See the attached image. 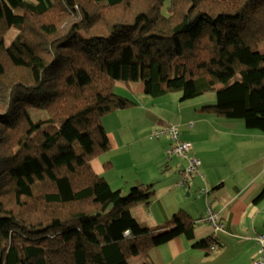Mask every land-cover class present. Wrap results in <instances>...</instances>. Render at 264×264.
Masks as SVG:
<instances>
[{
	"label": "trees",
	"instance_id": "obj_1",
	"mask_svg": "<svg viewBox=\"0 0 264 264\" xmlns=\"http://www.w3.org/2000/svg\"><path fill=\"white\" fill-rule=\"evenodd\" d=\"M139 82L152 98L212 94L203 112L264 134V0L0 1V264H129L194 239L182 210L136 221L152 185L123 194L92 170L110 150L102 118L134 105L115 84Z\"/></svg>",
	"mask_w": 264,
	"mask_h": 264
},
{
	"label": "crops",
	"instance_id": "obj_2",
	"mask_svg": "<svg viewBox=\"0 0 264 264\" xmlns=\"http://www.w3.org/2000/svg\"><path fill=\"white\" fill-rule=\"evenodd\" d=\"M118 84L123 86L121 83ZM139 92H141L140 95L143 94L141 90ZM172 96H174L171 97L173 99H169V95L159 98L151 97L155 100L150 101V103L144 100L146 102L145 122L151 125V131L160 127H162L161 131H164L168 125H175L173 127L177 131L178 140L191 143L192 150L190 154L201 162L197 175H188L186 181L183 183V173L187 167V161L175 155H169L172 156L169 158V161H171L170 166H166V172L163 171L165 173L159 174L156 178H154L153 170L148 168V160L144 161L143 164L141 163V167L137 171L128 173L126 170L130 169L129 166H133L134 163L130 159V155L128 154L127 156L125 151L129 146L143 144L145 141H125V138L129 139L134 132V129L130 130L126 127L131 125L128 122L117 129L121 141H118L119 136L117 132L115 137L118 140L114 141L115 138L113 139L110 133L106 131L107 127H111V124L107 126L106 121L113 118L115 112L102 118V125L109 138L110 150L91 161L92 170L98 176L103 177L110 188L118 183H126L127 186L137 183L153 186L154 198L152 197V199L155 203L150 202L149 215L147 216L146 212L140 207H134L131 211L137 222L148 227L159 226L160 221L168 220L174 214L176 205L181 206L182 203H185L184 199L189 201L186 208L180 210L186 212L196 223L194 239L189 241L183 237L175 238L162 246L153 248L146 254L147 261L150 264L237 263L234 261L225 262L227 254L231 250L241 252V260L247 256V259L243 263L251 264L252 260L259 258L264 253V249L260 250L261 247L255 240L258 235H264V200L261 202L255 201L264 188V179L260 183L255 181L259 173H255L254 165L258 159L255 157V154L251 155L248 159L249 154H246V151L248 149L256 151L260 159L259 161L264 165V139L259 133H256L257 131H248L238 121L226 120L214 114L198 111L197 106L203 107L204 103H206L204 101L187 104L185 103L186 101L184 103L180 101L179 94ZM209 101L212 102L213 97H210ZM154 102L162 104V108L169 111H172L176 106L180 107V116H170L173 119L171 120L172 124L160 120L159 118L167 120L169 116L164 111H157L155 109L156 106H153ZM124 112L125 110H118V114H122L123 118L134 114V111H128L129 113ZM178 129L181 131V136L178 133ZM235 130H237V133L234 132ZM259 137L262 138V145L260 144L258 149L252 138ZM148 142L153 144L151 145L153 147L152 151H156L160 156L157 145L161 141ZM173 143L168 138V141L163 142L162 147L168 146L171 148L174 145ZM119 148H122L124 154L118 157L116 154L120 151ZM236 148H240L244 153L240 158L234 157L232 151H235ZM149 151H144L146 157ZM112 157L118 159L114 160ZM237 159L242 162L240 166H236ZM122 161H126L127 163L124 168L117 166V163ZM107 162L110 163V169L105 170L104 164ZM116 167L124 170L126 174L113 175L114 170L117 169ZM155 179H160L159 183L163 179V183L159 184L157 189L155 187L156 193H159L158 196H155ZM125 189L120 188L116 190L122 193ZM180 190L184 191L181 192ZM183 193L185 194L184 198L181 195ZM165 196H168V200L166 201H164ZM196 196H202V203L197 204L192 202V200L195 201L194 197ZM155 204H157V207H155ZM153 208L155 211H151ZM208 211L218 215L223 225L222 230L214 231L211 225L205 221ZM170 214L172 215L170 216ZM210 235L221 244V249L217 250L215 248L207 256L205 251L196 249L193 245L195 242ZM143 260L138 261V264L145 262Z\"/></svg>",
	"mask_w": 264,
	"mask_h": 264
},
{
	"label": "rangeland",
	"instance_id": "obj_3",
	"mask_svg": "<svg viewBox=\"0 0 264 264\" xmlns=\"http://www.w3.org/2000/svg\"><path fill=\"white\" fill-rule=\"evenodd\" d=\"M0 1H3V0H0ZM16 33L17 32H16L15 29H11L9 31L8 35L6 36V45L10 44L11 40H13V38L16 35ZM139 87H140L139 90L142 91L141 82H139V83H130L129 87H127L125 85L120 86V84H115V87H114L115 94H117L119 96H122V97H125V98L131 100L134 103V105L131 106L130 108L124 109L125 110L124 113H129L128 111H134V114H132V116H128L127 118H123V115L122 114H118V111H116L114 113L115 116L113 118H111V119L106 121L107 126L109 124H111V127H107L106 131L110 133V136L113 139L115 138L114 141L118 140L115 137L116 132H117V135L119 136V140L118 141H121L120 140L121 138H120V135H119L117 129L122 127V125L126 124L127 122L129 124H131V125L126 126V127L128 129H130V130L134 129V132L132 133V131H131V133H132L131 137H129V139L125 138V141H145V142L143 144L131 145L125 151V153H127L126 155L128 156V154H129L130 155V159L134 163V165H133L134 167L132 165H130L129 166L130 169H128L126 171L128 173H133L134 171H137L139 167H141V163L143 164L144 161L148 160L147 161V163L149 164L148 168L153 170V174L155 176L154 178H156L159 174H161V173L163 174V173L166 172L165 171L166 166H170L171 161H169V158H171L172 156H169V153H167V152L172 150V147L171 148H169L168 146H166V147L163 146L162 147V145H163L164 141H168V138L171 141H172V139H171V137H170V135L168 133H162L161 132L162 127L152 129V131L150 130L152 128L151 125L147 124L145 122L146 115L144 113H145V108H146V106H145L146 102L144 100L149 101L148 103H150V101H152V100L154 101L155 99H152L151 97H148V96H146L144 94L140 95L141 92H139V90H138ZM178 94L179 93H177V92L169 94V97H170L169 99H173V98H171V97H174L172 95H178ZM212 96H213L212 94H210V95L207 94V95H203L201 97H198L196 99L188 100V101H186V102L184 101V102L187 103V104H190V103L204 101V102H206V104H208L210 102L209 101L210 97H212ZM179 97H180V94H179ZM153 106H156L155 109L157 111H164V113L169 116V119L166 116L167 120L163 119V118H159V119L162 120V121L169 122L171 124H172L171 120H173L171 117L180 116V113H181V108L178 107V106L173 108L172 111L165 110L164 108H162L163 107L162 104H157L156 102L153 103ZM202 108L203 107H201L200 105L197 106V110L198 111H202L203 112ZM132 109H134V110H132ZM233 121H238V122H240V123H242L244 125V123L242 121H240V120H233ZM172 125L175 126L174 124H172ZM168 126H171V125H168ZM155 131L159 132L158 138L159 137L160 138L158 140L154 136V132ZM248 131H251V130H248ZM234 132L237 133V130H235ZM178 133L181 136V131L179 129H178ZM256 133H259V135H261V137H263V139H264V134L263 133L258 132V131ZM261 137L252 138V141H255V145H256V147L258 149H259L260 144L262 145V138ZM148 141H161L157 145V150L160 153V156H159V154L156 151H152L153 147L151 145H153V144H151ZM73 147H74L75 152L77 154H79L80 153L79 146L75 143L73 145ZM119 149H120V151H118V153L116 154V156H118V157L119 156H123V154H124V151H122V148H119ZM231 149H233V148H231ZM146 150H150L148 155H147V157L145 156V152H144ZM165 150H167V151H165ZM232 152L234 153V157H237V158L238 157L240 158V156L244 154L240 148H236L235 151H232ZM161 153H162V155H161ZM246 154H249L248 159L251 157V155H254V154H255V157H257V159H258V161L257 160L255 161L256 164L254 165V170H255V173H257V174L259 173L258 177L256 178L255 181H257V183H260L261 180L264 179V174H263L264 173V170H263V166L264 165H263V163L261 161H259L260 159H259L258 154L256 153V151H254V150L252 151V150L248 149L246 151ZM112 158L114 160L118 159V158H115V157H112ZM251 161H253V160L251 159ZM255 162H253V163H255ZM126 164H127L126 161H122V162H118L117 166L124 168V166ZM241 164H242V162L238 161V159H237L236 166H240ZM118 167H116L117 169L114 170L113 175L118 176L120 174H123V175L126 174V172L124 170H120L121 168H118ZM163 171H165V172H163ZM158 181H160V179H155V184L153 183L154 184V189H155V187L157 189V186L159 184L163 183V179H162V182H160V183ZM150 184H152V183H150ZM126 186H127L126 183H118L117 185H113L111 187V189L116 190V189H120V188H126L124 191H122V193L125 194V193H127L129 191L130 186H133V185H128L127 187ZM156 189H155V196H158L159 193H156ZM180 191L183 192L184 190H180ZM181 195H182V198L185 197L184 193L181 194ZM152 197H151L150 202L151 203H155L154 200L152 199ZM196 197H194L195 201L192 200V202L193 203H197V204L202 203V201H201V197L202 196H198L197 197L198 199ZM166 200H168V196L164 197V201H166ZM184 202L185 203H182L181 206L176 205L177 207L174 208L176 210V211H174V213L178 212L180 209L186 208V205H187V203H189V201L184 199ZM151 203L144 205V203L140 202L135 207L142 208L146 212V214L148 216L149 215V211H150V206H151L150 204ZM155 207H157V204H155ZM151 211H155L154 208ZM170 212H172V211L170 210ZM172 214H170V216ZM151 220H154V219H151ZM147 221H149V220H147ZM165 221H167V220H165ZM165 221L164 220L160 221V223L158 225H160V226L163 225ZM154 222H156V221H154ZM260 250H261V248H260ZM241 258H242V253L241 252L236 251V250H231V252H229V254H227V260H225V262H231V261L233 262L234 261V262H237V263H232V264H244L243 261L247 259V256L243 260H241ZM142 260L149 263V261H147L146 255H144V256L143 255H139V256H136V257L129 258L128 259V263L129 264H138V261H142ZM173 264H175V263H173Z\"/></svg>",
	"mask_w": 264,
	"mask_h": 264
},
{
	"label": "built area",
	"instance_id": "obj_4",
	"mask_svg": "<svg viewBox=\"0 0 264 264\" xmlns=\"http://www.w3.org/2000/svg\"><path fill=\"white\" fill-rule=\"evenodd\" d=\"M162 133H168L174 142L172 146V150L168 151L169 155H175L181 159L187 161V167L183 173V183L186 181L188 175H197L201 166V162L195 156L190 154L192 150V145L189 142L179 141L178 134L176 129L173 126H168ZM155 138L158 139L159 132L154 133ZM182 183V182H181ZM180 183V185H181ZM205 221H207L214 231L222 230V223L219 220V217L216 213L208 211L207 216L205 217ZM256 243L264 249V235H258L256 237ZM263 253V252H261ZM251 264H264V253L260 255L259 258L252 260Z\"/></svg>",
	"mask_w": 264,
	"mask_h": 264
},
{
	"label": "water",
	"instance_id": "obj_5",
	"mask_svg": "<svg viewBox=\"0 0 264 264\" xmlns=\"http://www.w3.org/2000/svg\"><path fill=\"white\" fill-rule=\"evenodd\" d=\"M186 196H188V195H186Z\"/></svg>",
	"mask_w": 264,
	"mask_h": 264
}]
</instances>
